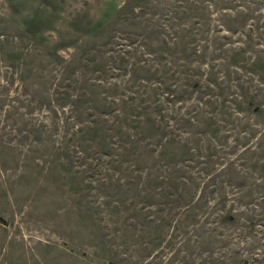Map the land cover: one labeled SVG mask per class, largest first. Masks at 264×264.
Listing matches in <instances>:
<instances>
[{
	"label": "rangeland",
	"instance_id": "1",
	"mask_svg": "<svg viewBox=\"0 0 264 264\" xmlns=\"http://www.w3.org/2000/svg\"><path fill=\"white\" fill-rule=\"evenodd\" d=\"M0 264H264V0H0Z\"/></svg>",
	"mask_w": 264,
	"mask_h": 264
}]
</instances>
